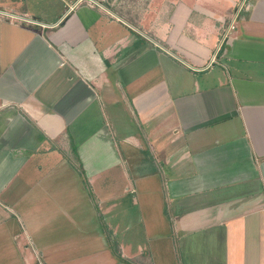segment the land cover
<instances>
[{"label":"crops","instance_id":"1","mask_svg":"<svg viewBox=\"0 0 264 264\" xmlns=\"http://www.w3.org/2000/svg\"><path fill=\"white\" fill-rule=\"evenodd\" d=\"M75 1L0 0V264H264V0Z\"/></svg>","mask_w":264,"mask_h":264},{"label":"built area","instance_id":"2","mask_svg":"<svg viewBox=\"0 0 264 264\" xmlns=\"http://www.w3.org/2000/svg\"><path fill=\"white\" fill-rule=\"evenodd\" d=\"M246 1L247 0H242V2L237 6L235 11L233 12L232 17L230 18V20H229V22L227 24V27L225 29V32H224V35H223V38H222V42H221L220 46L218 47L217 52L214 55H212L208 66H212L216 62V60H217V56L216 55L220 51V49L222 48V46L224 45L226 40L228 39L227 36L230 33V31L233 29V24L237 21V18L239 16L240 12L245 8ZM101 2H102V0H76L74 3H72L71 5L68 6L67 13H70L76 7H78L80 5H87V6H90V7L103 8ZM0 16L7 17L9 20L18 22L20 24H28V25H33V26L38 25L33 20H30V19H27V18H23V17H20V16L8 15V14H6L4 12H0ZM192 70L198 71L197 69H194V68H192Z\"/></svg>","mask_w":264,"mask_h":264},{"label":"rangeland","instance_id":"3","mask_svg":"<svg viewBox=\"0 0 264 264\" xmlns=\"http://www.w3.org/2000/svg\"><path fill=\"white\" fill-rule=\"evenodd\" d=\"M117 2H118V3H117L118 6H122V4H120V0H118ZM117 4L114 5V6H115V7L113 8L114 10H112L113 14H115V15L117 14L118 11H120V10H117V8H116ZM129 5H130V4H129ZM129 5H128V7H129ZM110 9H111V8H110ZM131 197H134V196H133L132 194H127V197H125V198H120L122 204L124 203L123 205L128 209V212H127V210H126V215H128V216H132V215H134V213L132 212L131 208H128V206H129L128 203H129L130 200H132ZM124 206H123V207H124ZM126 208H125V209H126ZM127 213H128V214H127Z\"/></svg>","mask_w":264,"mask_h":264},{"label":"trees","instance_id":"4","mask_svg":"<svg viewBox=\"0 0 264 264\" xmlns=\"http://www.w3.org/2000/svg\"><path fill=\"white\" fill-rule=\"evenodd\" d=\"M73 152H75V150L73 149ZM77 170H78V173L80 174V175H82L83 174V170H82V167L81 166H78V168H77ZM84 179V183H86V179H85V177L83 178ZM87 184V183H86Z\"/></svg>","mask_w":264,"mask_h":264}]
</instances>
